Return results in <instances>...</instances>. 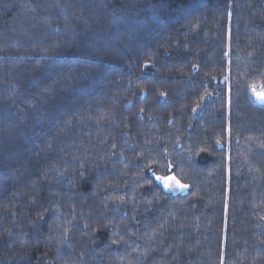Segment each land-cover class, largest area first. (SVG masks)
Segmentation results:
<instances>
[{
    "label": "trees",
    "instance_id": "obj_1",
    "mask_svg": "<svg viewBox=\"0 0 264 264\" xmlns=\"http://www.w3.org/2000/svg\"><path fill=\"white\" fill-rule=\"evenodd\" d=\"M253 87L264 0H0V264H264Z\"/></svg>",
    "mask_w": 264,
    "mask_h": 264
},
{
    "label": "rangeland",
    "instance_id": "obj_2",
    "mask_svg": "<svg viewBox=\"0 0 264 264\" xmlns=\"http://www.w3.org/2000/svg\"><path fill=\"white\" fill-rule=\"evenodd\" d=\"M262 90L256 87L253 91H251V98L253 101L264 104V102H261L258 98V94L261 93ZM158 181L161 184V186L168 192L171 193H184L187 190V186L181 183L176 177L174 176H165V177H158ZM167 185V186H166ZM183 185L184 187H181Z\"/></svg>",
    "mask_w": 264,
    "mask_h": 264
},
{
    "label": "snow or ice",
    "instance_id": "obj_3",
    "mask_svg": "<svg viewBox=\"0 0 264 264\" xmlns=\"http://www.w3.org/2000/svg\"><path fill=\"white\" fill-rule=\"evenodd\" d=\"M257 98L261 101V102H264V93L262 94H258L257 95ZM167 186V185H166ZM181 187H184L183 185H181Z\"/></svg>",
    "mask_w": 264,
    "mask_h": 264
},
{
    "label": "water",
    "instance_id": "obj_4",
    "mask_svg": "<svg viewBox=\"0 0 264 264\" xmlns=\"http://www.w3.org/2000/svg\"><path fill=\"white\" fill-rule=\"evenodd\" d=\"M255 89V87H253L252 89H251V91H253ZM262 93H264V92H262Z\"/></svg>",
    "mask_w": 264,
    "mask_h": 264
}]
</instances>
